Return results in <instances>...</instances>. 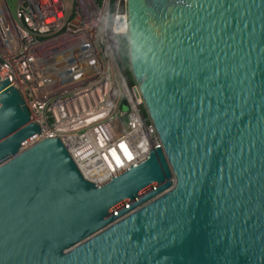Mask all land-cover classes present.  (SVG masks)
Segmentation results:
<instances>
[{
	"label": "water",
	"instance_id": "water-1",
	"mask_svg": "<svg viewBox=\"0 0 264 264\" xmlns=\"http://www.w3.org/2000/svg\"><path fill=\"white\" fill-rule=\"evenodd\" d=\"M126 12L161 145L96 184L0 77V264H264V0Z\"/></svg>",
	"mask_w": 264,
	"mask_h": 264
},
{
	"label": "built area",
	"instance_id": "built-area-1",
	"mask_svg": "<svg viewBox=\"0 0 264 264\" xmlns=\"http://www.w3.org/2000/svg\"><path fill=\"white\" fill-rule=\"evenodd\" d=\"M127 30L126 0H0L1 79L96 184L161 145L120 65Z\"/></svg>",
	"mask_w": 264,
	"mask_h": 264
},
{
	"label": "trees",
	"instance_id": "trees-1",
	"mask_svg": "<svg viewBox=\"0 0 264 264\" xmlns=\"http://www.w3.org/2000/svg\"><path fill=\"white\" fill-rule=\"evenodd\" d=\"M100 1V0H97ZM118 42H119V55H120V65L125 70V75L128 78L130 82H134V78L132 76V73L129 69V57H128V36L127 33H123L118 35ZM142 110L144 111V115L146 119H148L147 112L145 110V107H142Z\"/></svg>",
	"mask_w": 264,
	"mask_h": 264
},
{
	"label": "rangeland",
	"instance_id": "rangeland-1",
	"mask_svg": "<svg viewBox=\"0 0 264 264\" xmlns=\"http://www.w3.org/2000/svg\"><path fill=\"white\" fill-rule=\"evenodd\" d=\"M69 1L73 2V4H75V6H77V0H69Z\"/></svg>",
	"mask_w": 264,
	"mask_h": 264
}]
</instances>
